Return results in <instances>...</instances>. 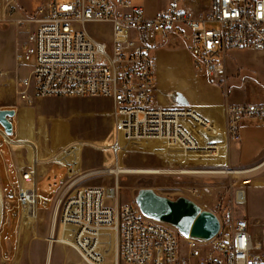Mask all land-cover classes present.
<instances>
[{
    "label": "built area",
    "instance_id": "2783aa9c",
    "mask_svg": "<svg viewBox=\"0 0 264 264\" xmlns=\"http://www.w3.org/2000/svg\"><path fill=\"white\" fill-rule=\"evenodd\" d=\"M16 1L0 3V19L15 10ZM39 12L17 56L28 69L18 83L25 103L51 97L109 100L108 151L115 167L127 145L151 140L163 141L169 153L190 161L216 159L218 144L206 136L217 137V127L190 107L158 104L151 48L156 37L177 35L188 46L195 74L223 82L231 51L264 52V0H210L199 19L185 12L180 0H171L153 17L131 0H46ZM244 119L264 126V103L226 107L229 140L239 138ZM116 191V186L80 187L59 201L55 241L73 245L88 264H264V212L254 222L227 216L219 220L218 234L201 242L145 217L135 204L119 205ZM15 192L21 214H33L44 201L34 167L21 172ZM241 192L237 204L245 203L244 195L238 199ZM9 225L4 203L0 231ZM219 246H226L224 257H216Z\"/></svg>",
    "mask_w": 264,
    "mask_h": 264
},
{
    "label": "rangeland",
    "instance_id": "374dc122",
    "mask_svg": "<svg viewBox=\"0 0 264 264\" xmlns=\"http://www.w3.org/2000/svg\"><path fill=\"white\" fill-rule=\"evenodd\" d=\"M45 1L18 0L15 10L10 14L1 15L0 19V109L17 111L16 132L9 137L14 156L21 160L33 157L34 161H42L46 166L64 164L60 161L73 162L72 157L75 156V173L70 174L67 183L80 177L79 187L116 186L115 200L119 205L135 204L138 192L150 189L157 195L172 200L187 198L202 210L215 214L221 221L227 216L230 219H240L245 217L247 212L256 214L258 207L255 200H259V195H255V190L248 189L252 198L247 205L235 203V196L238 191L246 193L252 182L264 173V167L253 172L234 173L246 170L228 169L218 159L198 160L194 157L191 159L194 160L190 161L178 154H173L178 157L169 154L162 156L145 151V143L127 145L119 155L115 167V160L108 151V144L113 137L112 103L109 100L51 97L33 98L31 104L22 100L18 83L27 77L28 69L17 61L19 46L26 38L27 32L34 29L32 20L41 17L42 14L36 9H43ZM208 27L214 28L210 25ZM173 48L176 51L173 56L176 62H173L170 71L157 72L156 78L158 95L163 96L165 89L169 88L171 91L167 93V98L174 103L171 107H176L178 96H183L177 88L188 79L185 72L187 59L189 56L191 58V54L183 40L177 41ZM244 86L238 89L242 91L243 100L256 101L252 90ZM9 120L12 122V119ZM22 122L25 129L18 137ZM68 141L72 143L68 144ZM116 168L158 172L117 175L109 172ZM63 175L64 171L55 167L51 176L38 185V195L44 200L40 208L49 207L50 204L46 203V200L53 199ZM10 196V193L8 197L3 194V204L8 205L9 210L10 205H15L16 202V198ZM106 204L112 205V201H106ZM36 209L33 214L31 211L23 212L21 232L38 229L35 220ZM16 215V211L10 212L13 219ZM256 219L255 217L249 220L254 222ZM52 224L47 226V230H51ZM7 233L10 231L7 230ZM179 239L181 244V237ZM26 243L27 241L23 240V245Z\"/></svg>",
    "mask_w": 264,
    "mask_h": 264
},
{
    "label": "crops",
    "instance_id": "0c3cea01",
    "mask_svg": "<svg viewBox=\"0 0 264 264\" xmlns=\"http://www.w3.org/2000/svg\"><path fill=\"white\" fill-rule=\"evenodd\" d=\"M2 1L0 0V3ZM131 1L134 5L143 7L148 17L155 16L171 2V0ZM209 4L210 0H180L182 9L193 19H199L204 15L209 9ZM181 40L180 37L174 34L154 39L151 55L155 60V74L171 70L173 62H176V59L173 57L176 53L173 45ZM158 61L160 63L159 66ZM190 70H192L191 73H189ZM185 75L188 79H185L184 84L177 88V91L183 95V99L181 100L183 104L178 103V106L194 109L213 126L218 128L219 135L217 137H220L221 140L216 142L218 144L216 159L228 169L246 170L239 174L262 170L264 167V126H258L253 120L244 119L239 128V138L235 141L228 139L225 135V128L227 106L264 103V52L248 50L231 51L225 63L223 82H209L196 75L190 56L187 59ZM244 85L246 88L248 86L252 90L256 101L243 100L242 91L238 89L243 88ZM170 91L167 88L163 96L158 95V80L156 78V97L159 105L163 107L174 105L167 98V93ZM15 112L17 115V111ZM15 117L12 119V122L10 121L13 124V134L16 132ZM24 129L25 125L22 122L18 137H20ZM10 142L9 137H6L3 130L0 129V188L6 197L10 193V198H16L15 191L20 183V174L29 167H34L36 170L37 193L38 185L51 176L55 167L63 170L64 175L53 199L47 198L46 200V203L50 204L49 207L40 208L41 203L37 205L35 220L38 229L36 231L27 230L21 232L22 214L16 202L15 205H10L11 210L9 211H16L17 215L15 219L10 217V225L0 231V264H88L73 245L55 241L57 237L56 233L52 232V228L51 230H47V226L55 221L59 201L70 196L76 189L80 188V177L68 183L66 181L70 177V174L73 175L75 173V156L72 157L73 162L72 160L60 161L56 159V161L64 164L56 163L46 166L42 161H34L33 157H26L23 160L16 158L12 152ZM70 142L68 141L67 143ZM145 144V151L154 152L162 156L167 154L174 156L165 149V144L162 141H150ZM174 157L178 156L175 155ZM196 159L203 160V158ZM69 167L71 168L70 171ZM250 188L255 190V195H259V200H255L258 211L254 215L247 212L245 217L242 218L249 220L256 217V220H259L262 218L264 212V173L252 182V185L247 188L246 193L243 192L246 205L249 199L252 198L248 190ZM7 230L10 231L9 234H6ZM23 240L27 241L26 245H23Z\"/></svg>",
    "mask_w": 264,
    "mask_h": 264
},
{
    "label": "water",
    "instance_id": "95a60500",
    "mask_svg": "<svg viewBox=\"0 0 264 264\" xmlns=\"http://www.w3.org/2000/svg\"><path fill=\"white\" fill-rule=\"evenodd\" d=\"M181 103L182 96H178ZM16 115L15 110H0V128L6 137L13 135V124L9 119ZM209 142L216 143L220 137L206 136ZM135 205L147 218L172 226L184 238L208 242L220 229L219 219L212 212L202 210L187 198L172 200L157 195L150 189L138 192ZM3 193L0 188V229L2 222Z\"/></svg>",
    "mask_w": 264,
    "mask_h": 264
},
{
    "label": "bare ground",
    "instance_id": "6f19581e",
    "mask_svg": "<svg viewBox=\"0 0 264 264\" xmlns=\"http://www.w3.org/2000/svg\"><path fill=\"white\" fill-rule=\"evenodd\" d=\"M21 139V138H19ZM22 140V139H21ZM152 141V140H151ZM17 142V141H16ZM150 142V141H149ZM163 142V141H162ZM148 143V142H146ZM16 144V143H15ZM69 144V143H68ZM79 146V144H76ZM81 145V144H80ZM68 146V145H67ZM105 146V145H104ZM74 147V146H73ZM95 147V146H94ZM103 147V146H102ZM104 148V147H103ZM111 173H114L115 175L120 174V173H124V174H143V173H157L158 171H147V170H122L119 168H116L115 170H111ZM187 173H192V172H188ZM196 173V172H195ZM236 173H240V172H236ZM244 193L242 194V192L240 194H238V199L242 200ZM226 254V246H219V248L216 249V257H224V255Z\"/></svg>",
    "mask_w": 264,
    "mask_h": 264
},
{
    "label": "trees",
    "instance_id": "16d2710c",
    "mask_svg": "<svg viewBox=\"0 0 264 264\" xmlns=\"http://www.w3.org/2000/svg\"><path fill=\"white\" fill-rule=\"evenodd\" d=\"M40 10V8H37L36 11L38 12ZM1 129V128H0Z\"/></svg>",
    "mask_w": 264,
    "mask_h": 264
}]
</instances>
